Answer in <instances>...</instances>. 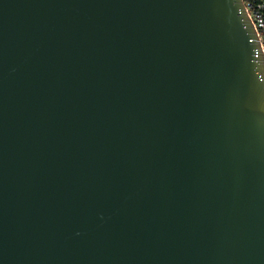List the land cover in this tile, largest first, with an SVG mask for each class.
<instances>
[{
	"label": "water",
	"instance_id": "obj_1",
	"mask_svg": "<svg viewBox=\"0 0 264 264\" xmlns=\"http://www.w3.org/2000/svg\"><path fill=\"white\" fill-rule=\"evenodd\" d=\"M0 264H264L242 0H0Z\"/></svg>",
	"mask_w": 264,
	"mask_h": 264
},
{
	"label": "built area",
	"instance_id": "obj_2",
	"mask_svg": "<svg viewBox=\"0 0 264 264\" xmlns=\"http://www.w3.org/2000/svg\"><path fill=\"white\" fill-rule=\"evenodd\" d=\"M250 17L264 56V0H242Z\"/></svg>",
	"mask_w": 264,
	"mask_h": 264
}]
</instances>
